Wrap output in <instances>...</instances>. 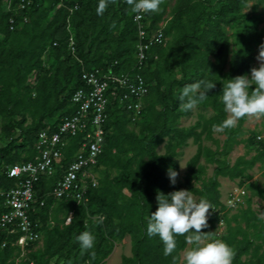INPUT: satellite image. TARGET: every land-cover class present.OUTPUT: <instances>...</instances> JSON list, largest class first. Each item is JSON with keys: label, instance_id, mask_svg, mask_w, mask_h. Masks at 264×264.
Listing matches in <instances>:
<instances>
[{"label": "trees", "instance_id": "16d2710c", "mask_svg": "<svg viewBox=\"0 0 264 264\" xmlns=\"http://www.w3.org/2000/svg\"><path fill=\"white\" fill-rule=\"evenodd\" d=\"M26 1L30 5L20 11L21 1L13 0L9 12L0 0V216L6 212L3 193L18 186L9 168L34 162L40 133L56 130L76 113L72 98L85 88L83 74L120 75L138 64L134 18L140 0ZM174 1L171 7L172 0H148L150 30L165 23L168 41L149 52L141 71L149 94L140 118L110 98L104 152L94 169L102 173L98 186L90 184L82 204L54 197L44 207L37 204L33 218L42 225V240L21 264H105L127 236L132 256L123 257L122 264H180L190 244L194 255L183 264H223L215 241L230 264H264V204L262 216L252 208L255 198L264 203V184L249 183L250 172L264 164V138L245 128L252 108L264 114V14L258 13L264 0H253L250 13V0ZM257 54L263 64L253 78ZM230 105L237 113L235 125L228 119ZM194 108L198 121L183 127ZM216 129L226 136L222 145ZM189 140L198 150L182 176L178 158ZM83 141L84 134L73 138L56 175L38 183L39 201L76 160ZM242 144L246 154L232 163L231 154ZM209 166L215 167L212 177ZM220 178L240 181L251 193L247 207L231 218ZM190 196L198 199L187 207ZM199 213L208 215L204 226ZM222 221L226 231L218 238ZM19 236H10L6 248L0 245V264H16L19 250L13 243ZM204 239H210L208 256L200 248Z\"/></svg>", "mask_w": 264, "mask_h": 264}, {"label": "built area", "instance_id": "2783aa9c", "mask_svg": "<svg viewBox=\"0 0 264 264\" xmlns=\"http://www.w3.org/2000/svg\"><path fill=\"white\" fill-rule=\"evenodd\" d=\"M18 10H25L30 2L20 0ZM6 10H13V0H4ZM149 9L148 0H140L134 21L138 26L139 43L137 46L138 64L129 73L115 74L110 71L84 73L85 88L77 91L72 102L77 107L74 115L61 120L56 130L48 129L40 133L37 142L38 156L34 162L11 166L8 171L10 178L18 182L17 188L3 193L5 209L0 216V245L8 246L10 236L19 234L13 245L19 250L16 264H21L27 257V250L42 240L40 222L34 220L33 214L37 204L44 207L49 198H73L78 204L87 201L86 195L90 184L98 186V177L94 169L99 157L104 152L106 125L109 120L108 105L111 97L118 101L120 107L140 118L144 108V98L149 94V86L141 75L148 54L153 48L166 46L164 34L165 23L155 32L150 30V22L146 19ZM24 23L28 18L24 17ZM11 30H15V18L10 20ZM75 42L71 39V48L75 52ZM84 134V141L76 156V160L64 171L61 179L46 199L39 201L36 186L42 178L51 179L56 175L57 165L63 160L65 149L73 138ZM246 189L234 192L227 201L229 211L247 207ZM71 220H69L70 222ZM222 225V222L220 223ZM222 236L217 231V237ZM218 254L223 255L224 249L220 242L215 241Z\"/></svg>", "mask_w": 264, "mask_h": 264}, {"label": "rangeland", "instance_id": "374dc122", "mask_svg": "<svg viewBox=\"0 0 264 264\" xmlns=\"http://www.w3.org/2000/svg\"><path fill=\"white\" fill-rule=\"evenodd\" d=\"M175 4V1L172 0L171 3V7ZM254 4L255 1L250 0L249 3V9L247 10L248 13H250L253 8H254ZM258 13H263L264 14V7H258ZM261 29H264V23L261 26ZM263 64V57L261 56V54H257L256 55V64L254 66V70L252 73V77L256 78L259 73H260V69L262 67ZM246 92L244 90L241 91V95H244ZM231 100H234V98L232 97ZM194 114L188 118H185L182 120L181 125L183 127H190L193 126L194 124H196V122L198 121V115H199V111L197 108H194ZM211 113H208L207 115L209 116ZM228 119L230 121V123H232L233 125L237 124L238 118H237V113L235 112V110L233 109L232 105H230L229 109H228ZM245 128L252 130V131H257V132H261V136L264 138V114L261 113L260 110H258L256 107L252 108L248 114V120L245 124ZM214 137L216 140H218L220 142V144L222 145L224 140L226 139V136L222 133L221 130L216 129L215 133H214ZM247 138V136L245 137ZM189 145L186 148H183L182 150H180L181 155L178 158L179 163H180V170H181V174L182 176H184L187 172V163L196 155L197 150H198V146L193 142V140H189ZM204 145L206 147L212 148L213 150L216 149V145L214 144V142L212 141H208L205 140L204 141ZM159 152L161 154L164 153V148L161 147ZM247 152V149L245 147V145H240L237 146L233 153L230 156V160L232 163H234L236 161L237 158L244 156ZM256 152H251L250 155L247 156L248 159H250L251 157L255 156ZM203 164H205V161H202ZM214 166H209L208 169V175L207 177H212L213 176V172H214ZM250 174L253 176V180L251 182H249L250 184H258V185H263L264 184V164L263 163H258L254 169L250 172ZM100 175H102V173H97L96 176L99 177ZM220 183H221V194H222V202L223 204H227V201L230 199V196L236 192L238 189L244 188L246 189V191L248 192V194L251 196V193L249 192L248 188L246 186L241 187L240 186V181H230L229 179H223L220 178ZM197 197L196 196H190L187 200H186V206L189 207L191 204L195 203L197 201ZM263 201L261 199L255 198L254 202H253V210L255 212H257L258 215L262 216V206H263ZM246 208V207H245ZM239 212L238 210H233V211H229L227 208L225 210V214L228 215V217H232L233 215L237 214ZM166 217V211L163 215V218ZM198 218L201 219L202 221V225L204 226L208 220V215H202V213H199L197 215ZM218 232H221L222 235L225 234L226 231V223L222 221V225L219 223L218 224ZM210 239H204L201 240L200 243V248L203 250V253L208 256L210 253ZM194 255V249L192 247V245L190 244L188 246V248L182 252L181 256V263L183 264V262L189 258H192ZM132 256V242H131V238L130 236H127L125 238V240L121 243H118L114 252L112 253V255L106 260L105 264H122V260L123 257H131ZM218 256L223 258V264H230L227 256L225 254L223 255H219Z\"/></svg>", "mask_w": 264, "mask_h": 264}, {"label": "crops", "instance_id": "0c3cea01", "mask_svg": "<svg viewBox=\"0 0 264 264\" xmlns=\"http://www.w3.org/2000/svg\"><path fill=\"white\" fill-rule=\"evenodd\" d=\"M223 179H226V178H223Z\"/></svg>", "mask_w": 264, "mask_h": 264}]
</instances>
